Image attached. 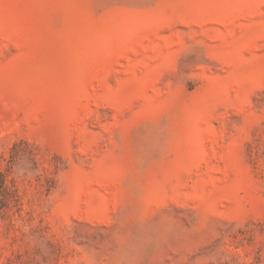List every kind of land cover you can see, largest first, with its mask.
<instances>
[{
	"label": "rangeland",
	"instance_id": "obj_1",
	"mask_svg": "<svg viewBox=\"0 0 264 264\" xmlns=\"http://www.w3.org/2000/svg\"><path fill=\"white\" fill-rule=\"evenodd\" d=\"M0 264H264V0H0Z\"/></svg>",
	"mask_w": 264,
	"mask_h": 264
}]
</instances>
